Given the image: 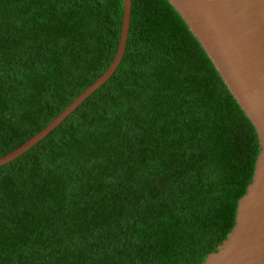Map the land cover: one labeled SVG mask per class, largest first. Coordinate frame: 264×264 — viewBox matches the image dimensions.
Instances as JSON below:
<instances>
[{"label":"trees","instance_id":"1","mask_svg":"<svg viewBox=\"0 0 264 264\" xmlns=\"http://www.w3.org/2000/svg\"><path fill=\"white\" fill-rule=\"evenodd\" d=\"M124 0H0V159L110 69ZM257 129L168 0H132L114 76L0 168V264H204L236 226Z\"/></svg>","mask_w":264,"mask_h":264},{"label":"water","instance_id":"2","mask_svg":"<svg viewBox=\"0 0 264 264\" xmlns=\"http://www.w3.org/2000/svg\"><path fill=\"white\" fill-rule=\"evenodd\" d=\"M168 1L207 52L260 141L255 175L239 202L236 226L204 264H264V0ZM131 15L132 0H124L122 38L110 69L46 129L0 159V168L46 139L114 76L126 53Z\"/></svg>","mask_w":264,"mask_h":264}]
</instances>
